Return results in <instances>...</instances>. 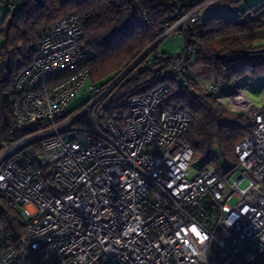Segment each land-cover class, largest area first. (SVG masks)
I'll return each mask as SVG.
<instances>
[{
    "label": "built area",
    "instance_id": "2783aa9c",
    "mask_svg": "<svg viewBox=\"0 0 264 264\" xmlns=\"http://www.w3.org/2000/svg\"><path fill=\"white\" fill-rule=\"evenodd\" d=\"M197 11L177 24L197 20ZM82 40L77 13L53 21L15 83L12 114L22 134L0 141V264H258L264 104L248 97L246 85L210 84L251 131L236 145L234 163L189 178L192 114L158 108L172 83L104 112L101 102L123 75L91 82L87 100L68 111L89 80L92 56ZM194 50L187 42L167 71L184 75ZM244 178L249 184L240 189ZM226 182L239 195L232 206ZM5 208L16 215L11 228L1 222Z\"/></svg>",
    "mask_w": 264,
    "mask_h": 264
},
{
    "label": "trees",
    "instance_id": "16d2710c",
    "mask_svg": "<svg viewBox=\"0 0 264 264\" xmlns=\"http://www.w3.org/2000/svg\"><path fill=\"white\" fill-rule=\"evenodd\" d=\"M222 3L236 12L235 16L186 18L169 33H183L185 44L196 46L192 54L197 61L213 63L227 83L237 86L238 78L264 77V0L254 5L245 0H0L7 7L0 23V141L9 142L22 134L15 127L12 98L20 72L32 59L31 45L50 23L77 13L83 26L82 48L92 56L89 83L104 84L139 59L146 63L143 67L138 64L139 69L131 70L116 83L100 110L112 112L130 95L168 81L172 89L158 108H182L192 114L185 136L193 151L191 165H197L200 171L208 166L220 171V156L234 163L236 145L251 131L246 116L226 109L215 93L185 79V74L176 77L169 73L174 56L160 53L156 47V41L179 17L200 6ZM3 211L6 218L2 217L1 222L13 227L15 213L9 208ZM257 262L264 264V255Z\"/></svg>",
    "mask_w": 264,
    "mask_h": 264
},
{
    "label": "rangeland",
    "instance_id": "374dc122",
    "mask_svg": "<svg viewBox=\"0 0 264 264\" xmlns=\"http://www.w3.org/2000/svg\"><path fill=\"white\" fill-rule=\"evenodd\" d=\"M236 12H232V14L225 15V17H233L235 16ZM178 22L176 21L172 27H170L167 31H165L163 34H165L164 37L157 43L156 47L158 52L160 53H166L170 56H176L182 49L185 47V37L183 33H180L178 31H174L169 33V31L173 30L175 26L179 25L177 24ZM181 24V23H180ZM162 34V35H163ZM1 44V42H0ZM149 52V51H148ZM190 62L189 65L187 66V71L185 73V79L191 80L192 82H195L201 89L203 88L204 90L208 91L209 85L213 83H218V84H226L227 80L225 78H221L215 68L213 63L209 62H203V61H197V58L195 57L194 54L190 56ZM141 60L137 61L134 65L127 66V68H123L118 74H116L112 79L122 76H128V74L131 73V70L137 68L139 69L138 64L140 66H145L146 63L142 62L140 63ZM221 70V69H220ZM111 80V79H110ZM120 81V80H119ZM237 87L242 86L243 83L247 82V94L250 99L253 100L254 103L261 105L264 104V77L260 79H253V78H238L235 80ZM89 82H87L80 90L79 92L71 99V101L68 104L69 110H75L80 107L81 104H83L88 96H89ZM235 87V88H237ZM255 88V89H254ZM220 166L222 168L228 167L232 161H227L225 160L224 157L220 156L219 160ZM190 172L188 174L189 178L194 177L199 171L200 167L197 165L193 164L190 166ZM249 184V179L244 178L240 183L238 184V187L240 189H244ZM226 194H231V196L228 198L227 202L229 205H234L237 203L239 195L236 192H232L229 188V183L226 182V188H225ZM19 231H21V228H19Z\"/></svg>",
    "mask_w": 264,
    "mask_h": 264
},
{
    "label": "crops",
    "instance_id": "0c3cea01",
    "mask_svg": "<svg viewBox=\"0 0 264 264\" xmlns=\"http://www.w3.org/2000/svg\"><path fill=\"white\" fill-rule=\"evenodd\" d=\"M262 0H245V3L250 4V5H254L259 3ZM6 9L7 7L5 5H1L0 4V23L2 22L3 16L6 13ZM229 15L232 14V12L230 11V7L226 4V3H222V4H218V5H213L210 7H202L200 6L198 9V12L196 13V16L200 19V20H205L207 18H209L212 15Z\"/></svg>",
    "mask_w": 264,
    "mask_h": 264
},
{
    "label": "water",
    "instance_id": "95a60500",
    "mask_svg": "<svg viewBox=\"0 0 264 264\" xmlns=\"http://www.w3.org/2000/svg\"><path fill=\"white\" fill-rule=\"evenodd\" d=\"M164 36H165V34L162 35V37H164ZM162 37H160L156 42L158 43L162 39Z\"/></svg>",
    "mask_w": 264,
    "mask_h": 264
}]
</instances>
